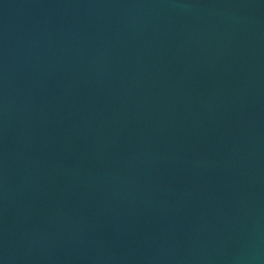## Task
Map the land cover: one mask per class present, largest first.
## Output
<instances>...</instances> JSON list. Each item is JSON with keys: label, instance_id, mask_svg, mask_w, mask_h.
I'll return each mask as SVG.
<instances>
[{"label": "water", "instance_id": "1", "mask_svg": "<svg viewBox=\"0 0 264 264\" xmlns=\"http://www.w3.org/2000/svg\"><path fill=\"white\" fill-rule=\"evenodd\" d=\"M0 264H264V0H0Z\"/></svg>", "mask_w": 264, "mask_h": 264}]
</instances>
